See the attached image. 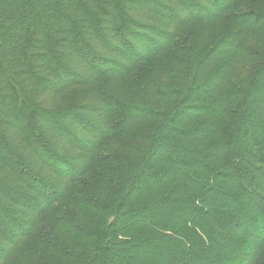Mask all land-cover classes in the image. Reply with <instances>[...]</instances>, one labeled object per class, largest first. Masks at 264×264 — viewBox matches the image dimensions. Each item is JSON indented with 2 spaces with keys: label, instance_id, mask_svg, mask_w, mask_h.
I'll use <instances>...</instances> for the list:
<instances>
[{
  "label": "trees",
  "instance_id": "obj_1",
  "mask_svg": "<svg viewBox=\"0 0 264 264\" xmlns=\"http://www.w3.org/2000/svg\"><path fill=\"white\" fill-rule=\"evenodd\" d=\"M0 264H264V0H0Z\"/></svg>",
  "mask_w": 264,
  "mask_h": 264
}]
</instances>
